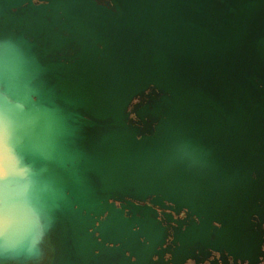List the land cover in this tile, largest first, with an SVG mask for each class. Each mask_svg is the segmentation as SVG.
Returning a JSON list of instances; mask_svg holds the SVG:
<instances>
[{"label":"water","instance_id":"95a60500","mask_svg":"<svg viewBox=\"0 0 264 264\" xmlns=\"http://www.w3.org/2000/svg\"><path fill=\"white\" fill-rule=\"evenodd\" d=\"M7 142L26 175L0 250L31 256L34 215L51 264H184L220 249L176 234L233 202L261 234L257 264L264 0H0Z\"/></svg>","mask_w":264,"mask_h":264},{"label":"bare ground","instance_id":"6f19581e","mask_svg":"<svg viewBox=\"0 0 264 264\" xmlns=\"http://www.w3.org/2000/svg\"><path fill=\"white\" fill-rule=\"evenodd\" d=\"M8 169L10 171L14 169L13 172L9 171L8 175L11 178L12 177L14 178L13 183L15 185L19 184L24 180L26 175L25 172L17 171L15 167L14 168L8 167ZM0 186H2V188L7 187L10 190V192L6 194L7 196L9 194L12 195L13 193H17L18 191L17 187L14 188V186L12 187L11 185H8L4 179L0 180ZM3 193H6V190ZM262 194L264 195V192ZM222 206L223 205H220V203L217 205L210 204V206H208V210H205L206 220H202L201 224H197L198 221H196L197 223L194 222L190 223L187 229L185 231L179 232L181 234L177 233L176 237L177 235H178L177 238L179 239L180 238L183 239L184 237H187L188 239L185 240L187 241L186 242L187 244L188 242H190V239L194 235L198 234L200 236V234H202V236H200V242L204 246L208 247L213 244L220 249V251L218 252L216 251L215 253L226 251L225 252L226 257H229L231 259L245 258L249 262L248 264L254 263L255 258L260 256L259 254H261L259 248V244L261 241V234L259 230L256 229L255 225L252 223L251 220H248L247 217L245 219L242 218L244 216V214L242 215L240 213L242 208L237 211L235 209V205L233 202L231 203L229 209L224 208ZM212 216L214 217L212 218ZM214 218L215 220H219L221 224L217 229L218 231L215 232L216 235L215 241H210L212 240V238L209 237V241L206 244V237H208V228H209V225L207 223L212 222ZM0 229H1L0 230L1 233L4 234L3 233L4 229L3 228ZM200 230H202L201 233L198 232ZM187 250H188L187 248L185 249L183 248L182 251V248H180L178 252L183 255L184 253H186ZM226 253H228L229 255Z\"/></svg>","mask_w":264,"mask_h":264},{"label":"rangeland","instance_id":"374dc122","mask_svg":"<svg viewBox=\"0 0 264 264\" xmlns=\"http://www.w3.org/2000/svg\"><path fill=\"white\" fill-rule=\"evenodd\" d=\"M8 143L10 142H7L6 144ZM10 149L11 148L9 144L0 145V162H1L0 170H2L4 173V175L0 176V180L4 179L8 185H11L12 187L14 186L15 188L16 186L13 183L14 178L13 177L11 178L8 175L10 171L8 167H11V168L15 167L17 171H22L25 173L26 171L19 169L17 168V166L13 165L14 160H13V156L11 155ZM11 171L13 172L14 169ZM5 190L6 188H2V186H0V206H6V205L11 204L14 200L13 198L17 194V193H13L12 195L9 194L7 196L6 193H3ZM25 215L27 216L26 212H25ZM180 216L183 217V214ZM27 217L33 220L34 234L37 236V237L35 236L37 240L34 239L35 240L34 242L31 241L32 238L30 240V246L28 248L29 250H31L32 243H33L31 256L24 255V254L20 255L19 253H17L15 249H10L8 251L0 250V264H51V260L54 257L53 242L51 240L52 237H50V235L47 233V229L45 225L41 222L39 218H36L34 215H30ZM0 228L4 229L3 230V233H4L7 230L14 231L15 229L18 228V226H12L10 229H7V228H4L3 225H0ZM262 228H264V225L262 226ZM1 235L2 233L0 231V236ZM1 248L7 249L3 245H0V249ZM1 251H6V252L2 253ZM196 254L197 256H194L193 259L188 258L184 264H218V260H219V264H248L247 261H239V260L237 261V263H235L231 258L222 256L220 253H215V251L214 252L211 251L210 254L205 252L203 255H199V256H198L199 252L197 251ZM213 254H215L216 257ZM164 259L165 261L170 259V255L166 254ZM168 264H172V263H168ZM257 264H264V243L262 244V256Z\"/></svg>","mask_w":264,"mask_h":264},{"label":"clouds","instance_id":"9594fccd","mask_svg":"<svg viewBox=\"0 0 264 264\" xmlns=\"http://www.w3.org/2000/svg\"><path fill=\"white\" fill-rule=\"evenodd\" d=\"M4 175L3 171L0 170V176ZM10 192V190L6 187V194H8Z\"/></svg>","mask_w":264,"mask_h":264},{"label":"flooded vegetation","instance_id":"af4514ba","mask_svg":"<svg viewBox=\"0 0 264 264\" xmlns=\"http://www.w3.org/2000/svg\"><path fill=\"white\" fill-rule=\"evenodd\" d=\"M182 233H183V232H182ZM179 234H181V233H179ZM177 237H178V235H177ZM213 255H215V254H213ZM259 255H260V254H259ZM215 257H216V255H215ZM256 258H257V257H256ZM256 258H255V259H256ZM217 260H218V259H217ZM218 264H219V260H218Z\"/></svg>","mask_w":264,"mask_h":264},{"label":"crops","instance_id":"0c3cea01","mask_svg":"<svg viewBox=\"0 0 264 264\" xmlns=\"http://www.w3.org/2000/svg\"><path fill=\"white\" fill-rule=\"evenodd\" d=\"M186 239H188V238H187V237H184V238H183V240H186ZM186 242H187V241H185V243H186Z\"/></svg>","mask_w":264,"mask_h":264}]
</instances>
